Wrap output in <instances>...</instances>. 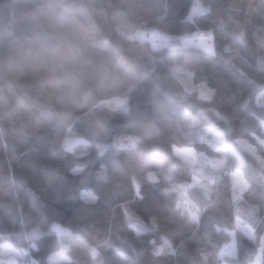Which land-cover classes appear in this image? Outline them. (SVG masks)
I'll list each match as a JSON object with an SVG mask.
<instances>
[{"label": "clouds", "instance_id": "9594fccd", "mask_svg": "<svg viewBox=\"0 0 264 264\" xmlns=\"http://www.w3.org/2000/svg\"><path fill=\"white\" fill-rule=\"evenodd\" d=\"M253 152L264 0H0V264H264Z\"/></svg>", "mask_w": 264, "mask_h": 264}, {"label": "trees", "instance_id": "16d2710c", "mask_svg": "<svg viewBox=\"0 0 264 264\" xmlns=\"http://www.w3.org/2000/svg\"><path fill=\"white\" fill-rule=\"evenodd\" d=\"M250 125L245 126V131L247 130V128H249ZM43 142H40V144L38 145V147H40L41 149H43ZM205 150L206 152L208 150L206 149H202ZM228 156H229V161H230V166H236L239 165L243 168H247L249 166V160L244 156V154L239 151L238 149H235L234 147H232L231 145L229 146L228 149ZM39 160L41 162H47V157L41 155L39 157ZM209 161H216L215 158H213L210 154H209V160H208V166L211 168V164L209 163ZM176 172L179 176H184L186 175V173L184 172L183 169H176ZM72 213L69 212V215H71ZM231 219V215L229 214V216L226 218L219 216L218 214L215 217V225L217 227H220L221 229L223 228H228L229 231L231 230L230 225L228 223V220ZM260 229H258V234H259ZM190 235V234H189ZM202 236V233L200 234ZM231 240V236L227 235V233L224 232H220L217 233L214 229L212 232V242L217 244L218 246H222L225 243L230 242ZM236 247H237V251H238V259H243V254L244 251L246 249H251L253 248V245L251 244V242L241 236L240 234H237L236 236ZM199 248V244L197 243V238L193 237L192 238V243H191V255L190 256H185V260L186 261H191L192 264H198L201 253L199 251H197V249Z\"/></svg>", "mask_w": 264, "mask_h": 264}, {"label": "snow or ice", "instance_id": "6c2138e0", "mask_svg": "<svg viewBox=\"0 0 264 264\" xmlns=\"http://www.w3.org/2000/svg\"><path fill=\"white\" fill-rule=\"evenodd\" d=\"M245 147L247 148V146L245 145ZM249 151H252L251 149H248ZM177 152L179 155H181L182 157H184L185 159H188L189 156H188V150H184V149H177ZM254 156H255V159L258 161V163L264 167V158L260 157V156H257L255 154V152L252 153ZM191 162V161H190ZM209 163L211 164L212 167H219L221 164H222V161H209ZM194 182H197V181H194ZM233 186L236 188V189H239L240 191H243V189L247 186L244 181L240 178L239 174L238 173H233ZM182 196H184V194L182 193L181 194ZM238 198V197H237ZM183 203L185 205L188 204V201H187V198L185 196V199L183 201ZM180 205L178 204V207ZM189 212H190V215L195 218V213H192L191 210L189 209ZM237 222L239 223V218L237 217ZM162 251V250H161Z\"/></svg>", "mask_w": 264, "mask_h": 264}, {"label": "rangeland", "instance_id": "374dc122", "mask_svg": "<svg viewBox=\"0 0 264 264\" xmlns=\"http://www.w3.org/2000/svg\"><path fill=\"white\" fill-rule=\"evenodd\" d=\"M231 241H232V237H231V240H230V242H228V243H231Z\"/></svg>", "mask_w": 264, "mask_h": 264}]
</instances>
